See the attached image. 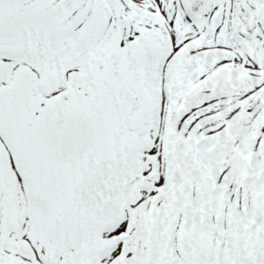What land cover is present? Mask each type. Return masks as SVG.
<instances>
[{
	"label": "snow or ice",
	"instance_id": "6c2138e0",
	"mask_svg": "<svg viewBox=\"0 0 264 264\" xmlns=\"http://www.w3.org/2000/svg\"><path fill=\"white\" fill-rule=\"evenodd\" d=\"M0 264H264V0H0Z\"/></svg>",
	"mask_w": 264,
	"mask_h": 264
}]
</instances>
